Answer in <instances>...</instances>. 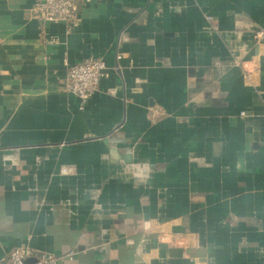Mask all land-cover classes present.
Masks as SVG:
<instances>
[{"label": "crops", "instance_id": "1", "mask_svg": "<svg viewBox=\"0 0 264 264\" xmlns=\"http://www.w3.org/2000/svg\"><path fill=\"white\" fill-rule=\"evenodd\" d=\"M35 2L0 0V258L264 264V0Z\"/></svg>", "mask_w": 264, "mask_h": 264}, {"label": "built area", "instance_id": "2", "mask_svg": "<svg viewBox=\"0 0 264 264\" xmlns=\"http://www.w3.org/2000/svg\"><path fill=\"white\" fill-rule=\"evenodd\" d=\"M77 1L83 6L91 0H36L33 10L36 17L43 22H64L68 27H74L79 22ZM116 58H120V55ZM107 75L105 61L89 56L68 67L63 86L66 91L74 94L83 106ZM59 259L51 252L37 251L27 245H19L2 256L0 264H57Z\"/></svg>", "mask_w": 264, "mask_h": 264}]
</instances>
